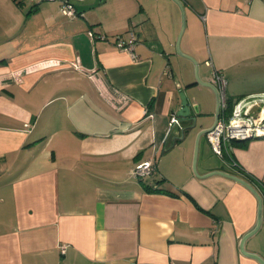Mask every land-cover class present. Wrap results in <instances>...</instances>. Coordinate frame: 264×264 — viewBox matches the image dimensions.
Wrapping results in <instances>:
<instances>
[{
    "label": "crops",
    "instance_id": "0c3cea01",
    "mask_svg": "<svg viewBox=\"0 0 264 264\" xmlns=\"http://www.w3.org/2000/svg\"><path fill=\"white\" fill-rule=\"evenodd\" d=\"M63 1L0 0V264H260L239 249L256 196L193 170L216 98L177 40L184 22L180 50L199 79L210 81L209 60L229 107L257 97L256 115L264 0H70L75 17ZM131 30L134 57L115 45ZM180 91L198 124L183 138ZM210 150L202 135L199 175L223 170L261 196L244 248L264 258V136ZM150 159L152 173L136 176Z\"/></svg>",
    "mask_w": 264,
    "mask_h": 264
},
{
    "label": "built area",
    "instance_id": "2783aa9c",
    "mask_svg": "<svg viewBox=\"0 0 264 264\" xmlns=\"http://www.w3.org/2000/svg\"><path fill=\"white\" fill-rule=\"evenodd\" d=\"M31 4H36L42 0H28ZM250 1V0H248ZM61 11L64 15L75 17L77 12L75 6L70 0H64L61 5ZM89 35L94 38L92 31ZM97 37L104 39L105 35L99 34ZM136 43L135 32L131 30L127 40H124L120 34L115 35V45L121 50L134 54V45ZM206 64L212 68L210 82L217 89L219 94V107L221 114L217 124L212 130L206 133L207 139L213 152L222 157L227 151V143L230 141L246 140L248 138L264 136V109H261L256 115L251 112L254 103H257V97L241 98L236 100L232 105L230 112L227 114V97L225 93L226 80L224 75L216 70L212 62L206 61ZM262 98H259L261 100ZM178 121L177 116H173L169 121V133L172 131L175 123ZM154 162L146 160L138 163L134 168V174L139 177H145L152 173ZM61 252H65V247L61 246Z\"/></svg>",
    "mask_w": 264,
    "mask_h": 264
},
{
    "label": "water",
    "instance_id": "95a60500",
    "mask_svg": "<svg viewBox=\"0 0 264 264\" xmlns=\"http://www.w3.org/2000/svg\"><path fill=\"white\" fill-rule=\"evenodd\" d=\"M180 7L181 9V3L179 0H174ZM182 33V31H181ZM180 33V35H181ZM177 49L180 52V54H182L183 56L187 57L188 59H190L195 67H194V74H195V78L196 80L200 83L203 84L207 87H209L212 92L214 93V96L216 98V109H215V114H214V120L213 123L211 124V126L207 127V128H202L197 132L196 135V140H195V149H194V156H193V163H192V167L193 170L195 172V174L199 177H207L213 174H219L222 176H225L227 178H230L232 180H235L237 182H239L240 184L244 185L245 187H247L258 199V214H257V221L255 226L247 233H245L239 243V249L240 252L246 256L252 257L254 259H256L260 264H264V258H262L260 255L256 254V253H252V252H248L247 250H245L244 248V244L245 241L247 240V238H249L251 235H253L257 229L259 228L260 224H261V220H262V198L259 195V193L256 191V189L246 180H244L243 178L230 174L228 172H225L223 170H213L211 172H208L207 174L204 175H199L195 169L196 167V160H197V150H198V143H199V139L202 135H205L207 132H209L210 130H212L214 128V126L217 124L218 119H219V114H220V110H219V94L217 89L213 86V84L209 81V82H203L199 79L198 74H197V62L195 61V59L187 54H184L180 51L179 49V39L177 40ZM180 98H181V107L180 109L177 111V115L183 119H187L191 121V124H189L186 128L182 129V135L181 138L184 137V131L185 129H191V128H195L198 124H197V116L196 115H190V106L187 102L186 96L184 94L183 91L179 92Z\"/></svg>",
    "mask_w": 264,
    "mask_h": 264
},
{
    "label": "rangeland",
    "instance_id": "374dc122",
    "mask_svg": "<svg viewBox=\"0 0 264 264\" xmlns=\"http://www.w3.org/2000/svg\"><path fill=\"white\" fill-rule=\"evenodd\" d=\"M23 2L25 3V5H30V2H29L28 0H23ZM183 30H184V22H183V25L181 26L180 33H181V31H182V33H183ZM179 35H180V34H179ZM181 37H182V34L179 36V49H180V40H181ZM180 51H181V50H180ZM195 61L197 62L196 59H195ZM201 64H202V66H204L203 63H201ZM198 66H199V64H198V62H197V71H198ZM194 67H195V65H194ZM209 154H211L212 158H217V156H216L213 152H211V150L209 151ZM195 169H196V171H197V162H196V167H195Z\"/></svg>",
    "mask_w": 264,
    "mask_h": 264
},
{
    "label": "trees",
    "instance_id": "16d2710c",
    "mask_svg": "<svg viewBox=\"0 0 264 264\" xmlns=\"http://www.w3.org/2000/svg\"><path fill=\"white\" fill-rule=\"evenodd\" d=\"M15 1H16V0H15ZM36 4H37V3H36ZM228 103H229V102L227 101V110L230 112V110H231L230 108H231V107H229V104H228Z\"/></svg>",
    "mask_w": 264,
    "mask_h": 264
}]
</instances>
